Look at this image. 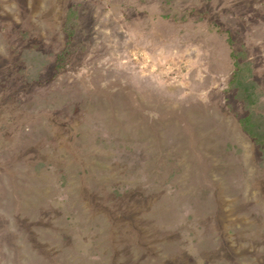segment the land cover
<instances>
[{
  "label": "rangeland",
  "instance_id": "obj_1",
  "mask_svg": "<svg viewBox=\"0 0 264 264\" xmlns=\"http://www.w3.org/2000/svg\"><path fill=\"white\" fill-rule=\"evenodd\" d=\"M0 264H264V0H0Z\"/></svg>",
  "mask_w": 264,
  "mask_h": 264
}]
</instances>
